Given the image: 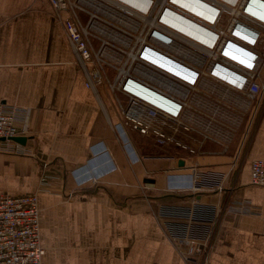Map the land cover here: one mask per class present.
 <instances>
[{
  "label": "crops",
  "instance_id": "obj_1",
  "mask_svg": "<svg viewBox=\"0 0 264 264\" xmlns=\"http://www.w3.org/2000/svg\"><path fill=\"white\" fill-rule=\"evenodd\" d=\"M0 102L27 109L31 154L0 149V190L38 193L43 264H264V186L250 183V162L264 157V106L243 145H217L201 130L194 153L144 158L147 136L125 126L132 145L124 143L120 110L86 85L49 0H0ZM199 102L202 114L217 111L218 101ZM195 162L220 171L226 186L202 200H247L255 211L223 208L209 252L187 262L155 211L185 196L167 190L168 174Z\"/></svg>",
  "mask_w": 264,
  "mask_h": 264
},
{
  "label": "built area",
  "instance_id": "obj_2",
  "mask_svg": "<svg viewBox=\"0 0 264 264\" xmlns=\"http://www.w3.org/2000/svg\"><path fill=\"white\" fill-rule=\"evenodd\" d=\"M49 1L52 5L53 13L62 23L67 38L75 52L76 60L84 73L86 85L91 86L98 92V85L102 83L103 67L100 63H92L95 60V54L88 30L80 20L77 6L72 0ZM142 1L147 4L146 0ZM243 1L240 3V7L242 11H245V18L247 20H239L226 26L225 29L219 30L220 32L214 30L215 36L204 33L206 41H201L200 43L209 49L210 61L207 65V71L212 76L223 82L225 81L223 73L226 71L224 68H228L243 79L241 85L232 84L231 82L230 85L242 90V92L246 91L250 96L257 97L264 92V81L260 79L258 72L257 59L259 53L254 50L253 46L258 42L260 36L258 29L261 23L258 21L260 20L259 18H254L248 14L247 6L249 3L244 7ZM170 2L185 9L184 6L175 0H170ZM218 8L215 18L211 20L207 19L202 12L193 13L188 9L185 10L204 23L190 17L188 18L208 29L210 28L208 25H214L216 23V16L220 15V8ZM173 11L178 13L169 6L162 8L157 16L158 21L172 28L173 26L167 20H172L176 17ZM165 14H169L170 18L164 17ZM256 23H260L258 27ZM249 30L255 32V35H252L251 41L247 38ZM149 33L151 39H149V42L143 43L136 50V56L155 65L148 56H144L146 48H149L147 52L149 56H154L156 53L160 57H167L183 67L177 68L193 71L195 76L190 81L178 72L160 65L157 67L166 73H171L178 77V80L186 81V87L195 85V81L197 79L199 81L200 71L196 67L180 61L167 50V46L173 42V35L169 36L162 29H151ZM161 34L167 36V38H164ZM210 40H212L211 44L208 43ZM229 42L237 45L250 44L246 49L251 53L252 63L248 65L247 63L240 64L232 61L230 56L225 53L226 48L231 47L236 52L238 50L234 46H229ZM96 57L100 60L99 54L96 53ZM217 69L218 73L216 72ZM117 80L120 83V87L121 85L123 86V89H126L127 83L132 81L143 86V90L147 93H157L166 97V107L160 108L129 95L130 103L128 104V108H122L127 123H131L132 127L139 129L143 133H147L148 131L154 132L159 137V140L163 142L174 141L176 145L182 146L188 152H194L193 147L189 146L186 142H181L180 138L175 137V128L173 126H167L155 120L158 117L177 120L182 115L184 106L187 105L185 99L187 97L165 95L166 93L158 87L151 86L134 78L125 79L124 75H121V69ZM26 114L27 109L25 108L0 102V149L18 154H31V151L26 148L25 143L12 138L16 135H27L28 123L25 117ZM21 117L25 118L22 126L18 124ZM122 122L118 123V130L124 136V143L131 146L132 144L126 134L125 121ZM94 153H99V151H94ZM90 175L93 179L98 178L94 170L90 172ZM167 182L168 191L185 194V196L180 197L179 201H161L158 204L155 215L166 235L171 239L178 252L187 262L201 260L209 252L212 233L220 220L223 208L232 212L255 211L253 205L247 200H227V202L221 203L202 200L200 194L205 192H222L225 191L226 186L223 181V174L220 171L212 168H203L196 162L189 166L186 173H169ZM148 183L150 182L148 181ZM250 183L255 186H264V157L254 158L250 162ZM44 252L45 247L41 241L38 193L32 191L15 194L0 190V264H43Z\"/></svg>",
  "mask_w": 264,
  "mask_h": 264
},
{
  "label": "bare ground",
  "instance_id": "obj_3",
  "mask_svg": "<svg viewBox=\"0 0 264 264\" xmlns=\"http://www.w3.org/2000/svg\"><path fill=\"white\" fill-rule=\"evenodd\" d=\"M146 1L147 4L142 0H93V2H98L105 7L101 24L103 25L104 29H107V32H105V36L108 37L107 39H109L110 36L112 38V35L110 34L112 32V34L114 33V35L118 36L119 39L117 42L124 46L123 52L126 51L125 59L127 60V67L122 65L121 75H124L125 79L134 78L143 83L158 87L162 89L164 93H166L165 95L187 98L192 96L204 97L205 93H203L202 90L197 88L187 89V85H185L187 83L186 81L178 80V77L174 76L171 73H166L157 66L160 65L174 72H178L179 74L184 76V78H187L190 81H192L195 76V73L193 71H190L188 69L180 70L179 68H183L181 65L177 64L175 61L167 57H160L156 53L154 56H149V54L147 53L149 51V48H146L144 56H148L151 62L155 63V65L150 64L147 61H144L140 57L136 56L135 49H138L141 45H143V43L145 44L149 42V39H151L149 33L150 30L162 29L166 31L169 36L173 35L174 38L173 42L167 46L168 52L180 61L190 66L196 67L200 71L199 79L206 81L208 80L212 83L217 82L227 86L229 89L236 90L237 92H242V90L236 89L232 85H230L231 83L241 85L243 82L242 77L234 71L228 68H224V70L226 71L225 73H223V76L225 77V81L223 82L217 80L207 71V67L205 66V64L206 62L210 61V52L204 44L200 43L201 41H206V35H204V33L215 36L213 32L214 30L220 32L221 29H223L221 28V26L223 27V25L227 24L229 26L234 22H238L240 20L239 19L238 21H236V17L234 18V16H228V11L231 10L232 14L236 16L237 14L239 15L241 6L240 3L242 2V0H175L177 3L184 6L185 9H188L193 13L202 12L209 20L215 18V13H217V8L219 7L220 15L216 16V23L214 25H208L210 27L208 29L200 24L198 25L194 20H192L195 19L197 21H200L198 18H196L193 14L183 9L182 7L171 3L170 0H150V2L149 0ZM246 1H248L249 3V0H244L243 3L245 4ZM250 1H253V3L255 2V10L262 11L264 13V0ZM166 6L172 7L178 12L176 13L173 11V14L176 15V17L172 20H167V22L171 26H173V29L160 23L157 18L161 9ZM211 10L213 12H209ZM242 12H244L243 17L245 18V11ZM247 12L250 15L252 14L248 11V8ZM106 15H108V17L105 19ZM224 16H227L228 20L225 21V19H223ZM164 17L170 18L169 14H165ZM95 19H97V17H95ZM139 19H142L144 21V26L142 25L141 28L143 29L145 27L144 31L146 32L142 37L136 40L137 36L135 35V33L138 30V25L140 27V24H142ZM258 21L262 23L261 26L264 25L263 19H260ZM258 24L260 23H256L257 27ZM262 28H264V26ZM262 28L259 27L258 29L260 33L259 39L262 35ZM161 35L164 38H167V36L163 34ZM252 35H255V32L253 30H249L247 38L250 41L252 40ZM129 42L130 44L134 43L130 48L127 47ZM258 42L253 47L254 50L258 51L259 53L257 59V64L259 66L261 57L263 56L264 52L256 48ZM208 43L211 44L212 40L208 41ZM249 45H237L233 42H229V46L236 47L238 52H236L234 49H231V47H227L225 53L229 55L230 59H232V61L234 62L240 64L247 63L248 65H250L252 63V56L248 49H246V47ZM203 60L204 63H200V61ZM204 66L206 69H204ZM216 72L218 73V69L216 70ZM197 82L198 79L195 81V83ZM121 87L122 91L125 92V94L128 96H135L140 100L146 101L149 104L158 106L160 108L166 107L165 96L159 95L157 93H147L143 90V86L136 84L135 82L129 81L126 85V89H123L122 85Z\"/></svg>",
  "mask_w": 264,
  "mask_h": 264
},
{
  "label": "rangeland",
  "instance_id": "obj_4",
  "mask_svg": "<svg viewBox=\"0 0 264 264\" xmlns=\"http://www.w3.org/2000/svg\"><path fill=\"white\" fill-rule=\"evenodd\" d=\"M72 1L77 6L82 24L88 30L90 42L95 54V60H93L92 63H100L103 67L102 83L98 85V91L106 93L111 103H114L115 106H117L120 110L122 121H125V126L135 129L132 127L131 123H127V119L123 115L122 108H128L130 99L129 96L121 90L120 83H118L117 80L122 65L127 67V60L125 59L126 51L123 52L124 46L117 42L119 38L114 35V33L112 34V32H109L112 35V38L110 36L109 39H107L108 37L105 36L107 29H104L101 24L105 7L98 2H93V0ZM247 3L248 1L244 4V7ZM255 7V2L253 3V1H249L247 8L248 11L252 13V17L255 18L256 16L257 18L264 20V13L262 11L255 10ZM239 11L240 14H237L236 16L232 14V11L230 10L228 11V16H234V18L236 17V21L239 19L245 21L246 19L243 17L244 12H242L241 7ZM95 17H97V19H95ZM107 17L108 15L105 16V19ZM223 19H225V21L228 20L227 16H224ZM139 20L142 22V24H140L141 28L142 25L144 26V21L142 19ZM226 26H228V24L223 25V27L221 26V28L225 29ZM263 26L264 25H260V28ZM144 28H141V30L138 29L135 35L138 36L139 32L140 37H142L146 32L144 31ZM261 31L262 35L256 48L264 52V28H262ZM133 44L134 43L130 44L129 42L127 47L130 48ZM136 50L137 49H135V52ZM96 53L100 55V60L96 57ZM200 63H204V60L200 61ZM207 65L208 62H206L205 66L207 67ZM205 66L204 69H206ZM258 72L260 74V79L264 81V54L261 57ZM190 88L202 90V92L205 93L204 97L192 96L185 98L188 107L177 120H169L163 117L155 118V120L164 123L167 126H173L175 128V137L180 138L181 142H186L189 146L193 147L194 152H196V148L195 146H192L194 144L192 141H195L197 134H199L198 132L201 130L205 132L206 136H209L210 141L220 146L223 145L224 147L229 146L232 148L236 144L241 143L243 145L245 142L250 140L254 125L257 123L255 122L256 118L257 116L259 117V111L264 106V92L260 96L253 97L246 91H232V89H229L225 85L217 82L212 83L211 81L202 79H199L195 85L187 87V89ZM227 90H231L232 92L230 93L229 91V95H227L225 94ZM202 100L204 101V107H208L209 109L213 103L215 104L218 101L217 111L209 114V112L205 110L206 112L204 111V114H202V112L198 111V106H200L199 101ZM138 132L143 134L145 137L147 136L146 139L143 137L144 140L138 144L140 146L144 145L142 149L144 152V158H164L168 156L174 158L177 154L181 155L187 153L186 151L183 152V147L176 145L174 141L163 142L159 140V137L152 131H148L147 133H142L141 131ZM148 134L152 136H149ZM138 140H140V137ZM218 233L219 231L216 226L212 233V238L213 236L216 237Z\"/></svg>",
  "mask_w": 264,
  "mask_h": 264
},
{
  "label": "water",
  "instance_id": "obj_5",
  "mask_svg": "<svg viewBox=\"0 0 264 264\" xmlns=\"http://www.w3.org/2000/svg\"><path fill=\"white\" fill-rule=\"evenodd\" d=\"M14 140L19 141L21 143H26L27 140V136L26 135H16L12 137ZM180 163H183V160H180ZM148 180H152L150 178H148Z\"/></svg>",
  "mask_w": 264,
  "mask_h": 264
}]
</instances>
